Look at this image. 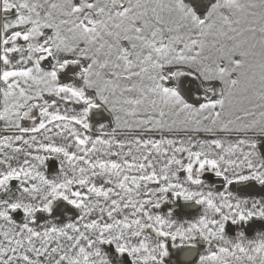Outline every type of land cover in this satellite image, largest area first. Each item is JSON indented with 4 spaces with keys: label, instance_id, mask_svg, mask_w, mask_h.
I'll use <instances>...</instances> for the list:
<instances>
[{
    "label": "snow or ice",
    "instance_id": "snow-or-ice-1",
    "mask_svg": "<svg viewBox=\"0 0 264 264\" xmlns=\"http://www.w3.org/2000/svg\"><path fill=\"white\" fill-rule=\"evenodd\" d=\"M0 264H264V0H0Z\"/></svg>",
    "mask_w": 264,
    "mask_h": 264
},
{
    "label": "rangeland",
    "instance_id": "rangeland-1",
    "mask_svg": "<svg viewBox=\"0 0 264 264\" xmlns=\"http://www.w3.org/2000/svg\"><path fill=\"white\" fill-rule=\"evenodd\" d=\"M110 119L108 113H104L103 114V117L102 118H95L94 119V122L95 123H108V120ZM56 162H50V164H55ZM52 171H55V168L53 167L52 168ZM252 195H259V193L257 192H254V193H251ZM72 213H69V215H71ZM197 213L196 212H185V213H182L181 215H184V216H193V215H196ZM259 230V226L257 225L255 228H254V231H258Z\"/></svg>",
    "mask_w": 264,
    "mask_h": 264
}]
</instances>
